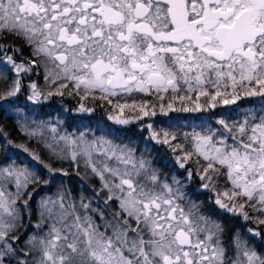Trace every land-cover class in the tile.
<instances>
[{"label":"snow or ice","instance_id":"snow-or-ice-1","mask_svg":"<svg viewBox=\"0 0 264 264\" xmlns=\"http://www.w3.org/2000/svg\"><path fill=\"white\" fill-rule=\"evenodd\" d=\"M8 40L13 44L0 52L15 77L0 89V114L18 106L25 88L32 103L82 93L81 100L107 102L120 114L138 109V119L209 112L242 99L259 107L235 119L221 115L215 126L151 131L183 170L180 177L90 130L54 137L45 144L50 154L74 170L82 163L99 187L92 198L42 199L39 232L26 239L25 210L36 187L49 181L27 166L0 164V264H264V250L250 242L264 243V0H0V42ZM37 68L54 87L22 83L21 75ZM78 111L93 110L80 104ZM7 136L0 129V138ZM15 147L48 172L68 175L26 145ZM191 165L202 181L197 192L210 193L221 214L251 223L250 239L239 231L226 238L203 202L187 196Z\"/></svg>","mask_w":264,"mask_h":264},{"label":"trees","instance_id":"trees-1","mask_svg":"<svg viewBox=\"0 0 264 264\" xmlns=\"http://www.w3.org/2000/svg\"><path fill=\"white\" fill-rule=\"evenodd\" d=\"M6 45H12L13 41L8 40L7 42H0V47ZM16 48H20V43H15ZM24 56H28L27 50H23ZM9 56L16 58L17 54L13 51L7 53ZM5 56L3 52H0V67L2 68L3 74L0 75V89L7 88L13 79L12 71L9 66L5 65ZM19 62V61H18ZM43 69L37 68L33 73H27L21 75V80L23 84H30L36 82L37 85L42 88L54 87L46 84L43 79ZM2 77V78H1ZM71 87V86H69ZM30 94V89L25 88L20 95V103L18 106L11 108H21L25 114L29 117L34 118H47L58 113L61 118H63V125L66 127L79 125L92 126L96 122H100L107 134L112 137L116 142H128L131 143L132 148L137 153H143L144 156L153 161V165L162 170L163 174L166 175H176L180 177L183 173L182 169H178L175 161L172 159V153L165 145H157L150 138V132L155 130L158 133L162 131H177L184 132L190 131L191 127L196 124L201 123H211L215 126V121L220 118L221 115L225 119L228 118H239L240 115L249 108L259 107L253 100L242 99L237 105H230L227 107H218L215 110L203 113H189V112H171L167 115L157 114L155 117H144L143 119H138L141 115L138 109L126 108L123 114H120L117 109L113 108V105L101 100H92L91 97L88 99L81 100V95L65 94L64 96H53L50 100L43 102L42 104L32 103L27 101L26 97ZM137 101L140 102L144 99H148L145 96L136 97ZM115 100L113 104H115ZM121 103L124 101L121 100ZM154 102V101H153ZM128 103H131L129 99ZM203 103V101H201ZM80 104H84L85 107L91 108V112H80L78 108ZM191 106V105H189ZM179 107V105H176ZM8 109L7 111H9ZM110 116H120L122 119H128L132 121L127 125H119L111 120ZM50 123L43 125L47 127ZM147 124L152 125V129L144 127ZM0 129L8 133L6 138H0V161L4 158L15 159V163H23L29 166V169L38 172L43 180H48L47 184H40L36 187L35 192H33L32 198L29 200L28 207L24 213V231L25 235L34 234L39 232V229L35 227L36 224L41 223L40 219V199L44 194H53L55 197L58 194L64 193L66 195H71L73 199H78L82 194L85 197L92 198L94 195L93 189L99 187V180L92 177L90 174H86L83 164L78 170H74L69 162L67 161H57L45 147L42 137L33 136L29 137L18 128V122L16 117L11 113L0 114ZM46 136L51 139L48 131L44 130ZM49 135V136H48ZM7 140L13 142L12 145L7 144ZM16 144H24L29 149L34 150L39 153L41 159L44 160L45 164H52L55 168L65 169L68 175H63L62 173H50L46 168L39 164L38 161L34 160L28 153L24 152L22 149L16 148ZM194 172V179L191 183H186L184 191L187 196L197 203L203 202V208L201 209L206 214H209L213 219L221 222L225 229L226 238H231L237 231L245 239H250L252 234L246 233L247 228L253 227L251 223L244 221L242 217L221 214L215 209L214 205L209 204L207 196L210 193L201 190L197 192L198 186L202 181L195 176V166L191 165ZM79 171V175L76 172ZM31 190V189H29ZM27 198V197H25ZM95 202L93 207H97ZM250 215H255L250 212ZM26 239V238H25ZM252 245L258 250H264V243L260 242L259 238L250 241Z\"/></svg>","mask_w":264,"mask_h":264},{"label":"rangeland","instance_id":"rangeland-1","mask_svg":"<svg viewBox=\"0 0 264 264\" xmlns=\"http://www.w3.org/2000/svg\"><path fill=\"white\" fill-rule=\"evenodd\" d=\"M5 65L9 66V68H11V65L7 64V60H4ZM12 76L13 78L15 77V73L12 72ZM3 74L2 68L0 67V75ZM44 74V73H43ZM2 78V77H1ZM7 113H11L13 114L14 117H16L17 122H18V128H20V124H25L26 127L29 130H35L37 131L39 137H42L43 143L44 145L46 143H51L53 141L54 137H58L59 135H64V134H79L80 132H88L89 130L94 133L96 136H101L104 135L106 138L112 140L115 144L118 145H127L129 148H132L131 143L128 142H116V140H114L112 137L109 136V134H107V130L104 129V127L99 124L100 122H96L95 125L92 126H83V125H79L77 127L71 126V127H66V126H62L63 125V118L60 117V115H57L58 113H54L53 115H51L50 117L47 118H34L31 116H27L25 114V112L23 111V109L21 108H15V109H10L9 111H7ZM50 123L47 127L43 128V125ZM56 128L57 132L53 133L51 131L52 128ZM21 129V128H20ZM48 131L51 136V139L43 136L44 134H46L44 131ZM24 132V131H23ZM49 136V135H48ZM89 139H91V136H89ZM133 149V148H132ZM140 155H144L143 153H137V156ZM12 162H15V159H11V158H4L1 159L0 164L3 165H7L10 164ZM17 165H21V166H27L23 163H18ZM28 168H30L29 166H27ZM32 170V169H31ZM14 190V188L12 189ZM56 198L53 194H44L40 199H38L39 201H41L44 198ZM248 229V228H247ZM46 230V229H45ZM251 234V233H249ZM32 234H29L28 236H31ZM28 236H26L25 238H27Z\"/></svg>","mask_w":264,"mask_h":264}]
</instances>
